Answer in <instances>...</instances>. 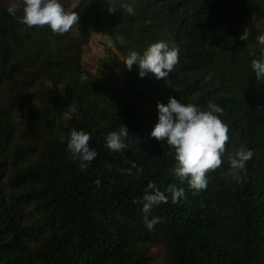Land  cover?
I'll return each mask as SVG.
<instances>
[{"label":"trees","instance_id":"trees-1","mask_svg":"<svg viewBox=\"0 0 264 264\" xmlns=\"http://www.w3.org/2000/svg\"><path fill=\"white\" fill-rule=\"evenodd\" d=\"M13 2L0 0V264H264V80L251 67L264 0H59L79 14L64 34L20 23ZM95 33L112 39L118 66L106 49L84 67ZM159 41L179 50L165 79L126 68ZM170 97L224 110L229 140L205 190L181 182L174 151L150 135ZM121 126L127 148L114 152L106 138ZM72 129L98 153L84 170L67 150ZM241 146L253 156L238 183L228 157ZM149 182L167 197L148 213L160 217L151 231ZM169 185L186 199L173 203Z\"/></svg>","mask_w":264,"mask_h":264},{"label":"clouds","instance_id":"clouds-1","mask_svg":"<svg viewBox=\"0 0 264 264\" xmlns=\"http://www.w3.org/2000/svg\"><path fill=\"white\" fill-rule=\"evenodd\" d=\"M120 7L129 14L133 12V8L127 4ZM115 10L116 6L108 4L109 13ZM7 12L30 28L47 26L56 34L67 33L79 21V14L73 10L66 11L59 0H14ZM18 12L22 14L18 16ZM257 44L261 56L252 60L251 67L256 79L260 81L264 80V34L257 37ZM178 59L177 48H170L166 42L159 41L152 43L143 55L132 51L123 63L128 70L137 65L140 77L151 73L157 79H165L173 71ZM156 107L158 123L150 135L158 141H166L174 151L177 164L174 169L175 176L181 182L187 180L189 187L195 192L205 190L208 185L207 173L221 166L222 155L229 140L228 126L220 118L224 114L223 108L216 103L208 102L207 110H202L195 104H184L172 97L169 98L167 105L157 103ZM70 111L75 112L76 108L73 106ZM127 138V129L121 126L118 132L108 134L106 146L111 151L122 152L127 148L125 142ZM90 139V134L83 130L72 129L68 135L67 150L73 160L80 161L82 170L86 169L98 155L94 148H90ZM61 142H64L63 135ZM252 156L253 152L243 146L236 150L234 155H229L230 174L238 183L242 179L240 173L244 172L247 161ZM95 183L99 184L98 181ZM167 191L172 194L173 203L186 199L184 190L176 188L175 185H169ZM145 193L142 211L145 213V225L151 231L160 222V217L149 219L148 213L153 205L166 203L167 197L152 182L147 184Z\"/></svg>","mask_w":264,"mask_h":264},{"label":"rangeland","instance_id":"rangeland-1","mask_svg":"<svg viewBox=\"0 0 264 264\" xmlns=\"http://www.w3.org/2000/svg\"><path fill=\"white\" fill-rule=\"evenodd\" d=\"M72 9V8H71ZM71 9L69 11H71ZM258 27H262L264 29V24L261 23L259 19L255 22ZM72 33H75V30L71 29ZM231 44L230 41H225L224 46H229ZM106 49L112 50L113 54L111 56L114 65L118 66L119 60L121 58L116 53L114 48V43L112 39L109 37L103 36L101 33H95L89 40L87 45L85 54L83 55V65L86 69L93 70L98 63H100L104 58H106ZM152 252L155 255L156 260H160V249L157 247L152 248Z\"/></svg>","mask_w":264,"mask_h":264}]
</instances>
